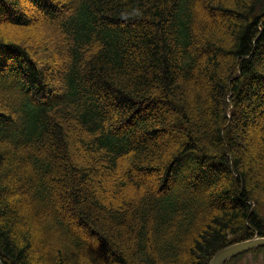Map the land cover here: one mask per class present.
<instances>
[{
    "label": "trees",
    "instance_id": "obj_1",
    "mask_svg": "<svg viewBox=\"0 0 264 264\" xmlns=\"http://www.w3.org/2000/svg\"><path fill=\"white\" fill-rule=\"evenodd\" d=\"M263 210L264 0H0V264H208Z\"/></svg>",
    "mask_w": 264,
    "mask_h": 264
},
{
    "label": "water",
    "instance_id": "obj_2",
    "mask_svg": "<svg viewBox=\"0 0 264 264\" xmlns=\"http://www.w3.org/2000/svg\"><path fill=\"white\" fill-rule=\"evenodd\" d=\"M264 247V237L235 242L219 250L208 264H226L239 255Z\"/></svg>",
    "mask_w": 264,
    "mask_h": 264
},
{
    "label": "rangeland",
    "instance_id": "obj_3",
    "mask_svg": "<svg viewBox=\"0 0 264 264\" xmlns=\"http://www.w3.org/2000/svg\"><path fill=\"white\" fill-rule=\"evenodd\" d=\"M22 29L19 28H12V30H10V33L13 35V37H20L23 34ZM30 35L36 36V35H43V36H50L51 32L49 31V29L46 26H38L37 28L29 31ZM47 37V38H48ZM34 44L31 41L32 45ZM33 47H35L33 45ZM264 212V210H263ZM233 264H264V251H260L258 253H247L245 255H243L242 257H240L236 262H234Z\"/></svg>",
    "mask_w": 264,
    "mask_h": 264
}]
</instances>
